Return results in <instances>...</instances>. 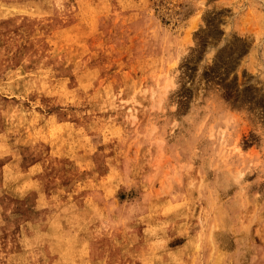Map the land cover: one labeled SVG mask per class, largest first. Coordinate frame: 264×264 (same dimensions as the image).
Returning a JSON list of instances; mask_svg holds the SVG:
<instances>
[{"label": "rangeland", "instance_id": "374dc122", "mask_svg": "<svg viewBox=\"0 0 264 264\" xmlns=\"http://www.w3.org/2000/svg\"><path fill=\"white\" fill-rule=\"evenodd\" d=\"M263 50L264 0H0V264H264Z\"/></svg>", "mask_w": 264, "mask_h": 264}, {"label": "bare ground", "instance_id": "6f19581e", "mask_svg": "<svg viewBox=\"0 0 264 264\" xmlns=\"http://www.w3.org/2000/svg\"><path fill=\"white\" fill-rule=\"evenodd\" d=\"M255 49V48H254ZM260 49V48H259ZM226 50V49H225ZM253 51V50H252ZM251 51V53L254 55V53L255 52H252ZM250 53V55L252 56V54ZM222 56L224 55V57H227L228 55H227V53L226 54H221ZM235 55V54H234ZM264 56V50L262 51V54H261V56ZM236 57V56H235ZM250 57V56H249ZM223 59V58H222ZM221 59V60H222ZM226 59V58H225ZM255 59V58H254ZM224 60V59H223ZM249 60H251V58H249ZM229 63V62H228ZM224 64V63H223ZM251 64V63H250ZM249 67V66H248ZM224 72V71H223ZM251 72V71H250ZM251 74H252V72H251ZM170 77V76H169ZM173 78V77H172ZM170 79V78H169ZM172 80V79H171ZM169 82H171V81H169ZM167 84H168V82H167ZM167 86V85H166ZM253 86V85H252ZM154 94H155V92H154ZM156 96V95H155ZM159 100H160V98H159ZM237 139V138H236ZM237 142H238V139H237ZM236 143V142H235ZM236 145V144H235ZM234 146V145H233ZM235 149V148H234ZM237 149V148H236ZM238 151V150H237ZM241 175V174H240ZM238 177V176H237ZM60 241V240H59ZM65 241H68V240H65ZM67 243V242H66ZM68 243H70V242H68ZM61 251V250H60ZM73 252V251H72ZM25 258V257H24ZM56 258H57V256H56Z\"/></svg>", "mask_w": 264, "mask_h": 264}]
</instances>
